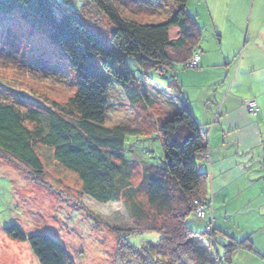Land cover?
<instances>
[{"label":"trees","instance_id":"16d2710c","mask_svg":"<svg viewBox=\"0 0 264 264\" xmlns=\"http://www.w3.org/2000/svg\"><path fill=\"white\" fill-rule=\"evenodd\" d=\"M188 1L80 0L62 6L57 0H0L1 25L12 29L6 19L17 15L31 29L46 34L69 70L44 56L33 64L45 76L72 73L76 87L73 95L59 102L0 86V153L41 175L43 162L36 147L44 145L60 165L77 175L85 195L100 204L122 202L138 228L124 232L123 242L143 264H226L238 246L252 249L251 239L232 238L221 255L212 249L223 240L217 239L213 222L206 224L204 232L188 222L205 218L196 216V200L213 208L205 188L208 176L199 162L208 149L207 132L185 101L176 72L200 64L187 65L193 55L201 56L204 37V27L188 10ZM146 14L160 18H138ZM97 23L108 33L101 34ZM137 70L147 78L168 79L173 94L166 96L168 116L158 121L164 148L160 165L141 166L137 157H127L126 139L141 132L139 124L106 123L112 88L132 107L153 106V88L139 78ZM250 101H256L260 112L255 116L260 115L257 99H248L246 105ZM4 230L28 242L40 264H75L51 233L26 234L17 223ZM146 232L159 233V241L139 246L128 239Z\"/></svg>","mask_w":264,"mask_h":264},{"label":"rangeland","instance_id":"374dc122","mask_svg":"<svg viewBox=\"0 0 264 264\" xmlns=\"http://www.w3.org/2000/svg\"><path fill=\"white\" fill-rule=\"evenodd\" d=\"M57 1L62 6H67L80 0H68L69 3L65 0ZM216 1H221L220 6H216ZM227 1L229 6L225 4ZM207 4L212 6L216 16L214 24L217 33L213 25L206 28L199 50L202 52L210 49L220 58L227 56L231 61L227 67H234V75L246 45L250 49L247 59L252 62L260 61L262 58L260 51L258 53V45L261 46V41L250 32L253 29L263 30L264 20L260 19L256 24L253 21L249 34L245 14L250 16L254 4L255 11L258 8L264 17V0H208L204 6ZM228 17L232 20V26L225 25ZM138 18L150 21L160 17L146 14ZM2 19L0 18V86L25 89L47 101L63 102L73 95L76 87L72 73L45 76L41 67L33 64L41 61V56H44L63 64L69 70L59 48L47 35L31 29L17 15L13 18L16 19L13 24L10 17L6 19L8 24L11 23L12 29L8 25L2 26ZM105 23L104 19V27ZM240 26L244 31H240ZM97 27L101 34L108 33L101 24L97 23ZM214 33H224L222 43ZM107 43L112 46L111 41L108 40ZM131 61V67L135 68V61ZM263 71L264 68L258 69V73ZM136 72L147 86L153 88V106L148 109L144 105L132 107L116 88H112L106 123L131 126L139 124L141 132L130 134L126 139L127 157H137V163L141 166L145 163L160 165L164 148L158 121L168 116L170 103L166 96L173 94L167 87L168 79L147 78L143 72ZM253 80L252 75L243 77L244 84L234 87L233 92L243 96L249 94L252 91L249 85ZM208 103L213 107V100ZM262 140L264 142V135ZM36 148L43 162L44 171L41 175L34 174L26 165L0 153V264H40L28 242L17 240L5 232L4 227L13 223L19 224L26 234L48 232L55 235L64 244L75 264H143L142 258L132 252L128 242H123L126 239L122 237L124 232L138 230L123 203L95 202L83 193L77 175L55 160L52 149L44 145ZM252 152L248 172L256 173L261 171L256 167L257 164L260 166V158L264 164V144ZM138 174L135 176L136 183L139 182L140 172ZM263 176L264 174L256 175L240 181L217 215H213V208L208 206L205 218L198 220L197 225L188 219L195 230L204 232V223L217 218L220 226L217 239L222 237L223 240L212 245L214 251L217 250L222 255L225 245L232 238L264 240V191L260 190L264 188ZM128 239L131 243L143 246L150 241L157 243L160 235L157 232H146L131 234Z\"/></svg>","mask_w":264,"mask_h":264},{"label":"crops","instance_id":"0c3cea01","mask_svg":"<svg viewBox=\"0 0 264 264\" xmlns=\"http://www.w3.org/2000/svg\"><path fill=\"white\" fill-rule=\"evenodd\" d=\"M207 1L189 0L187 7L204 27V33L205 29L211 25L217 33L216 24H214L216 16L212 6L210 4L204 6ZM215 3L216 6H220L221 1ZM225 4L229 6L228 1ZM245 15L248 33L253 21L256 24L258 20H264L258 8L255 11L254 4L250 16ZM225 25L232 26L230 17L225 20ZM240 29L244 31L242 26ZM250 33L261 41V46L258 45V53L260 51L262 61L248 60L247 55L250 49L248 50L246 45L235 75L234 67L232 65L227 67L231 63L227 56L220 58L210 49L202 50L198 68L180 67L177 70V79L181 83L183 97L190 105L198 123L207 132L208 149L200 156L199 162L208 176L205 188L208 197L210 199L213 197V200L211 199L213 215L219 213L218 211L224 206L223 203L239 186L240 181L264 174V164L261 158L259 159L260 166L259 164L256 166L261 171L248 172L252 151L264 144L262 140L264 135V95H262L264 94V71L258 73V69L264 68V29L260 31L253 29ZM216 35L220 37L218 40L222 43L224 33L215 34V37ZM250 75L254 79L249 85L252 91L245 96L234 93L233 88L243 85V77ZM220 86H222L221 90ZM250 98L257 99L262 109L260 115L255 116L247 109L246 102ZM212 100L214 105L210 107L208 102ZM260 190L264 191V188ZM211 221L219 231L217 218H212L208 222ZM208 222L204 223L205 228ZM195 224L197 225L198 222ZM251 241L252 249L246 245L238 246L226 264H264V240L251 239Z\"/></svg>","mask_w":264,"mask_h":264},{"label":"built area","instance_id":"2783aa9c","mask_svg":"<svg viewBox=\"0 0 264 264\" xmlns=\"http://www.w3.org/2000/svg\"><path fill=\"white\" fill-rule=\"evenodd\" d=\"M201 56L200 54H195L192 56V58L188 61L187 65L189 67H196L198 66V63L200 62ZM247 109L252 112L254 115L259 114L260 110L257 107V103L256 101H250L247 103ZM197 207H196V216L198 218H203L206 215V211H207V204L206 203H201L200 201L196 200L195 201Z\"/></svg>","mask_w":264,"mask_h":264}]
</instances>
